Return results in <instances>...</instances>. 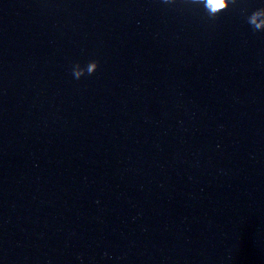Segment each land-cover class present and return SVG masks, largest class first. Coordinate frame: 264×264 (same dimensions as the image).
Wrapping results in <instances>:
<instances>
[{
  "label": "water",
  "instance_id": "water-1",
  "mask_svg": "<svg viewBox=\"0 0 264 264\" xmlns=\"http://www.w3.org/2000/svg\"><path fill=\"white\" fill-rule=\"evenodd\" d=\"M0 264H264V0H0Z\"/></svg>",
  "mask_w": 264,
  "mask_h": 264
}]
</instances>
